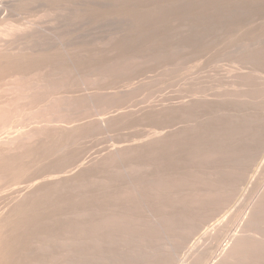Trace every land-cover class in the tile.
Segmentation results:
<instances>
[{
	"label": "bare ground",
	"instance_id": "obj_1",
	"mask_svg": "<svg viewBox=\"0 0 264 264\" xmlns=\"http://www.w3.org/2000/svg\"><path fill=\"white\" fill-rule=\"evenodd\" d=\"M54 2L72 10L78 22H119L125 27L119 37L71 58L68 70L54 76L59 85H75L87 77L106 82L132 78L152 67H177L184 60L203 58L213 94L191 97L163 94L157 103L146 108L113 111L108 116L79 124L73 122L74 125L69 123V126L56 124L48 129L45 125V130L40 127L29 130L28 126L26 132L19 134L18 131L10 133V129L4 132L7 128L2 125L7 121L3 120L11 122V116L18 113L24 121L26 116L22 117L21 110L23 113L33 102L42 100L47 106L43 104V107L61 112L63 117L67 116L64 111L78 113L92 102L128 97L130 92L127 89L114 93L104 91L102 95L84 94L79 99L53 100L46 93L52 83L46 85L40 81L35 87L33 80L30 83L36 90L33 88L35 92L32 91L31 97L28 92L22 93L25 100L23 96L20 100L24 102L15 97L19 103L14 102L8 94V97L3 96L8 100L12 98L13 102L6 106L5 99L6 107H0V122H4L0 123L3 128V131L0 129L3 132H0V264H111L116 257L128 264H135V261L136 264L141 261L142 264H165V260L173 264L176 260H168L169 252L175 250L180 254L179 250L184 249L193 250L189 252L192 259L188 264L198 261L203 264H264V243L258 239L260 237L228 235L229 226L226 225V233L223 229L225 217L218 222L220 213H214L217 207L230 204L234 198L252 193L256 184L259 185L257 207L264 213V178L261 176L264 173L260 171L259 174L264 162L257 161L264 154V0H184L182 5L179 0ZM43 3L44 0H0V18L22 7ZM0 47L2 52L19 50L6 42ZM5 59L0 58V80L7 81L4 76L14 75L23 65L17 69V65L12 67ZM222 61L235 66L220 65ZM228 67H234L235 71ZM37 71L36 74L40 72ZM22 85L31 91L30 85ZM56 85H51L53 91ZM236 86L243 87V91L235 89ZM49 91L52 90L49 88ZM49 112L50 118L57 116ZM27 115L29 119L33 117V114ZM134 125L143 126V129L123 142L100 148L79 146L84 139L106 128ZM49 195H58V199H49ZM211 211L217 215V221L206 227ZM256 214L260 219L256 220L261 223L262 213ZM246 218V221L242 219L244 228L250 226L246 224L245 227V223L253 219ZM85 219L93 228L80 225ZM225 220L227 223V218ZM101 222L108 225L101 227ZM70 223L81 226L76 232L71 230L72 226L68 228L72 235L75 232L74 236L79 237L81 242L71 237L79 248H67L69 243L66 242V247H61L64 241L59 247L58 241L63 237L65 241L70 239L66 236L69 230L65 231ZM131 227L139 229L136 232L142 239ZM198 235L203 243L193 245L195 236L197 240L200 238ZM83 242L90 245L80 247ZM133 257L140 260H132Z\"/></svg>",
	"mask_w": 264,
	"mask_h": 264
},
{
	"label": "rangeland",
	"instance_id": "obj_2",
	"mask_svg": "<svg viewBox=\"0 0 264 264\" xmlns=\"http://www.w3.org/2000/svg\"><path fill=\"white\" fill-rule=\"evenodd\" d=\"M63 2H70V0H63ZM179 2H180L181 5L185 3L184 0H179ZM12 13H14V14H12ZM12 13L6 15V17L3 16L2 18H0V34H1L0 35V44H2V42L14 44L16 49L17 48L19 49L18 51L14 50L15 53L17 52L18 54L17 53H16L17 55L14 54V51H10V53H12V55L9 53V51L2 52L3 49H1V47H0V54L2 53L0 58H2V57L6 58L5 59L6 62L8 64H10V66H12V67L17 65L16 66L17 69H20L22 67L21 65H23L22 68H24V67H26V68H24L23 70L21 68L20 69L21 72L18 70V72L15 73L14 75H12L13 73L12 74L10 73L14 79L8 73V74H6L8 77L6 75L4 76L5 77L4 79L6 80V78H7V81H4L3 79L0 80V84H1L0 86H3V87H0V96H2V97L3 96H6V97L9 96L8 98H10L12 96L14 102L17 101L16 99H18L19 102L22 99L25 100V98H24L22 93H27L28 92L27 95L29 97H31V94L33 92H35V90H36L35 89V87H37L36 85H38L40 81L43 82L46 85L52 83L51 85L55 86L56 85L55 83H57V81L54 79L55 78L54 76L56 74L61 75V73L63 71H67L68 70V67H69V65L72 62V61H70L71 58H74L76 56H79L80 54L89 52L92 49H94L95 47L101 46L103 44V42H105V41H107L109 39L119 37V33L125 29V27L121 26L119 22L118 23H113V24H110V23L97 24V22H92V23H81V22H78L74 18V15H73L74 13H72V10H67L65 8V6H63L61 3L60 4H56L54 2V0H44V3L41 4V5H34L32 7H22L19 10H17L16 12L14 11ZM9 27L10 28L12 27L13 29L11 28V30H10ZM2 31H4L5 33L2 32ZM3 34H5L7 36L5 37V35H4V37H3ZM5 40H7V41H5ZM20 54H21L22 58H21V56H18ZM23 54H25V56ZM7 55L10 58L7 57ZM27 55L31 56L32 59L30 60L31 57L29 58V57H27ZM13 56H14V58H13ZM33 56H34V58L36 57V59H34ZM40 56H41V58H40ZM37 57H39V58H37ZM16 58H18V59H16ZM49 58H50V60H49ZM53 58H54L55 61L53 60ZM8 59H9V61H8ZM21 59H23L24 61L21 60ZM33 59H34V61H33ZM12 60H13V62H12ZM37 60H39V61H37ZM44 60H47L48 64H46V61H44ZM10 61L12 63H10ZM41 61L43 62V64L40 63ZM34 62H36V63H34ZM38 63L40 64V66H39ZM224 63H225V65H227L228 62L222 61L220 63V65H222V64L224 65ZM28 64H29V67H28ZM36 64H37V66H36ZM228 64H232V63H228ZM43 65L45 66V68H44ZM47 65H48V67H47ZM233 65L235 66L234 63L232 64V66ZM40 67H42V68H40ZM28 68H30V70ZM38 68H40V70ZM228 68L230 70H234L235 69L234 67H232L233 69L230 68V67H228ZM26 69H28V70H26ZM43 69H45V70H43ZM37 70L40 71V72H38ZM24 71L27 72V73H24ZM29 71H32V73L30 74ZM36 71L38 72V74H36ZM145 71L141 73L142 75L141 74L137 75L138 77L137 76L132 77V78L122 77L123 79L122 78H118L119 80L118 79H115V80H112V81L108 80L107 82H106V80L105 81H102V80L99 81V79H96V78H93V77L92 78H88L87 77V79L82 78V79L79 80V82L77 84L71 85V86H62V85H59L57 83L56 87L53 86L54 91H53V89H51L52 87L50 85L49 88L52 91H49V88H47V92L46 93H48V97L53 99V100L54 99L61 100L62 98H69V99L70 98L71 99H75V98L77 99L78 98L79 99L84 94L85 95H90V94H92V95H99V94L102 95L103 93L105 94V92L106 93H108V92L111 93V91H112L114 93V92H117L119 90H126V89L130 93H129L128 97L126 96V97H119V98H115V99L113 98L112 101L110 99L107 102H105V101L92 102L90 105H88L89 107L87 106L86 109H84L85 111L82 110L81 112H78V113L76 112L78 115L76 113H74V112H70V114H69V113H66L67 111H64V114H67V116L63 115V117L61 116L63 114L61 112H55V111L50 110L49 108L46 109V107H47L46 104L43 103L44 101L40 100L41 102L40 101H36V102H40L39 105H38V103L33 102L34 106L31 104L33 106V108L31 107V105H29V107H31V108L26 107L23 110L24 111L23 113H22V110H21L20 114H23V116L21 115L22 117L26 116L24 121L25 122L27 121V123H26L27 125L24 124V121H22L24 118L22 119L21 117H18V115H19L18 113L15 114V115L18 114L17 117H15V115H14V116H11V118H10V119L13 118V120L11 121L13 124H11L9 119L3 120L4 122H6V121L8 122V124H7V122L5 123V124H7L5 127H4L5 124H4V122L2 120H1L0 123L4 124V125H2L3 128H7L6 130H4V132H6V131H8V129H10V131H9L10 133L14 134V132L17 133V131H18V134H19L20 131L26 132L29 127H31V128H29V130L30 129L33 130V129H36V128H39V127L41 128V129L39 128L40 130H45L44 128L46 126L48 127V129H49V127H51V128L53 126L56 127V124H57V126H69V123L71 125H74V123L75 124H79L81 122L83 123L85 121H89V119L93 120V119H97V117L101 118V116L102 117L108 116V115H110L111 112H112L111 114H113L114 112H118V111H125V110L126 111L127 110L128 111H135V110H138V109L146 108V107H148V106H150L152 104L157 103V101L159 100L160 96L163 95V94H166L165 96L175 95L177 97L178 96L179 97L180 96H190L191 97V96H194V95L206 96V95H212L213 94L212 93L213 90L211 89L212 84H211V82H208V78H207V76H208V68H207L206 64L204 63L203 58L202 59H198L197 61L184 60L177 67L162 65V66L152 67L151 69H147ZM25 74L27 76H25ZM32 74H34V76ZM21 75L24 76V77H22ZM29 75H31V76L29 78H27ZM9 77H10V79L8 81ZM31 77H32V79H31ZM139 77H141V78H139ZM24 79L26 80L25 82L22 81ZM51 79H53L54 81L52 82ZM127 79H129V80H127ZM134 79H135V81H134ZM14 80L15 81L18 80V81L15 82ZM33 80L35 82L34 83L35 87H32L33 84L31 85V83H33ZM2 82H4V83H2ZM22 82L24 83L25 86H29L30 85L31 91H29L30 90L29 87H24L22 85L23 84ZM137 82L141 86L139 88L135 89L136 88L135 85L138 86ZM7 83H10V84L8 85ZM198 83H201V84L198 85ZM16 84H18V87H19L17 89L15 88V87H17ZM13 86H14V88H13ZM123 87H126V88L122 89ZM214 87H215V90L218 89L217 86H214ZM24 88H25L26 91L23 90ZM234 88L235 89H240L241 88L240 90H242L243 87H239L238 88L236 86ZM20 89L23 92H21ZM18 91L21 92L20 95H19ZM50 92H51V94H50ZM7 94H8V96H7ZM9 94H11V95H9ZM16 94L19 95L18 98L16 97ZM24 95L27 98L26 94H24ZM21 96H23L22 99H21ZM2 97H0V100L2 101V102L0 101L2 103V104L0 103L1 104L0 107L2 105H3L2 107L9 106V105H11V102H13L11 100L12 98L10 99L11 100L10 101V100H8V98H6V97L2 98ZM5 99L7 100L8 103L5 102L6 101ZM249 99L250 98H248V100ZM250 100H252V99H250ZM3 102H5L4 103L5 105L6 104L7 105L5 106L3 104ZM17 102L14 103V104L17 105ZM22 102H24V101H21V103ZM21 103L19 104L20 106H21ZM29 103H32V102H28V104ZM35 103H36L37 106H35ZM14 104L12 103V105H14ZM43 104L46 107H43ZM26 106H28V105H26ZM27 108H29V110ZM44 108L46 109V111L44 110ZM27 110L29 111V113H28ZM47 110L53 112V115L54 114L57 115V116H54V117L57 118L58 120L57 119L55 120L54 117L50 118V117H52V114L49 112V114H50V116H49ZM42 111L44 112V114L42 113ZM26 112H27V114H30V115L33 114V117L31 116V118L29 119L30 116L28 117L27 114L24 115V113H26ZM30 112H32V114ZM37 112H39L38 113L39 115L37 114V116H36L35 113H37ZM57 113H60V115L57 114ZM43 115L45 117H47V118H45ZM41 116H43L44 118L41 117ZM60 116L62 118H64V119H62ZM40 119H41V123H44V124L41 125ZM50 119H51V121L49 122ZM20 120H21V122H20ZM35 121L39 122V123H36ZM59 121H60V123H59ZM62 121H63V123H61ZM15 122L17 124H15ZM10 124H11V126H10ZM13 125H15V126H13ZM17 125H18V127H17ZM2 127L0 126V129L3 131ZM16 127H17V129H16ZM33 127H35V128H33ZM47 127H46V129H47ZM132 127L133 126H131V128L129 126H123V127H120V128L116 127V128H111V129L110 128L109 129L106 128L105 130L103 129L104 131H99V132H97L96 135H94L92 137H89L87 139H84L83 142H81L82 144H79V146L82 145V147L83 146H88V147L100 148L102 146L111 145L113 143L117 144L118 142L119 143L121 141L123 142L125 138H127L126 140L130 139L129 135L138 133V132H140V129H143V126H141V128H140V126H138V125H136V126L134 125L135 128L134 127L132 128ZM11 128L12 129L14 128L15 130L14 129L12 130ZM1 130H0V132H2ZM259 158L260 159H258V157H257V159H258L257 161H259L260 164H262L264 162V154H263L262 158L260 156H259ZM261 166L264 168V164H262ZM263 168L261 169V167H260L259 174H261V172L264 173V169ZM261 176H263V178H264V174H261ZM261 176H259V177L261 178ZM258 190H259V185L256 184L254 186L253 191L251 190L252 193H250L249 195L244 196L242 198L238 196L237 197L238 199L237 198H234L236 200L233 199L234 201L231 199L233 202L231 200H229V201H231L230 204L232 206H230V204H228L229 203L228 202L227 203L228 206L226 204L222 205L223 209H221L222 206L221 207L220 206L217 207V210L215 208L216 211L213 210V211H215L214 213L217 214V215H218V213H220V214L218 216L217 215H213V213L211 211L209 213L210 220L207 221L208 223L205 226L208 227V224L209 225L210 224L214 225L215 224V220L217 218L220 219V218H224L225 217L222 220V221L225 222L226 221L225 219L227 218V223L225 222L226 223L225 224L223 222L224 227H225L223 229H225V233L228 230V228L226 230V227L229 226L230 229L227 231L228 235L229 234L230 235H232V234H237L238 235L239 234V235L247 236L249 234V235H252L251 236L252 238H255L254 236H256L255 239L260 237L258 239H260L262 241V243H264V241L262 240V238L264 239V235H263L264 234V225H263V223H264V213H263L262 210L260 212V210L258 208L259 204L256 202ZM56 196L58 197V195H54V196L51 195V197L49 195L48 198L49 199H56L57 198ZM252 197H254V198H252ZM250 204L251 205L253 204V205L251 206ZM224 206H227L229 208L224 207ZM255 206L256 207L258 206L257 207L258 209H256ZM249 208H252V209H249ZM218 209L221 210V211H218ZM258 210H259L260 214L262 213L263 215L262 214L260 215L257 212ZM223 211H225V213L227 215L225 213H223ZM216 212H218V213H216ZM256 213H258V214H256ZM246 214H248L249 216L251 214V216H250L251 219L252 218L254 219L255 214L257 216L258 215L262 216L263 219L261 220V223H259L260 222L259 221L260 220L259 217L255 216L254 220L252 219V220L249 221V223H245V227H246V224H249L250 226H247V228H249V227L251 228V229L250 228L247 229V228H244V225H243L244 221L243 220H245L246 216H247V218H246L247 220H249L250 217L248 219V215H246ZM230 215H231V219H230ZM216 216H217V218H216ZM211 218H212V220H211ZM213 219H214V221H213ZM256 219H259V220H256ZM229 220H230V222H229ZM232 220L234 221V223H233ZM241 220L243 221V223H242ZM84 221H82V222H84ZM198 221H200V220H198ZM198 221H197V223H198ZM219 221L221 222V219L218 220V222ZM251 221L254 222V223H251ZM256 221H258V222H256ZM255 222L257 223L258 226L254 225ZM74 224L77 227H75ZM74 224L72 226V224L70 223L69 226H66L65 229L66 228L67 229L65 231L67 232V230L71 229L70 226H72L71 230L75 231V232L78 230L77 228L80 225H83L85 228H87V227L93 228V227L90 226L91 223H88L87 220H86V222H84V224H80V225H77V223H74ZM85 224H86V226H85ZM100 224H101V227H104L105 225H108L107 222H103V223L101 222ZM252 224H253V227L255 226L254 228L251 226ZM102 225H104V226H102ZM238 225H239V228H240L241 225H243V227L241 226V228L243 230H245L244 231L245 233L242 232L243 230L241 231V228L240 229L238 228ZM127 228L129 229V226ZM131 229H132V227H131ZM132 230H135V234L137 235V237H138V234L141 237L140 233L136 232L139 229L134 228ZM237 230L241 231L242 233L238 232ZM235 231H236V233H235ZM254 231H256V233L257 232L258 233L256 234ZM262 231H263V233H261ZM69 232H70V230H69ZM69 232H67L68 234L66 236H67V238H70V239H67L68 241H65L66 237H63L64 239H61V240L58 241L60 243L57 242L59 244V247L63 243L65 245L63 244L61 247H64V246L66 247V243H69V244L71 243V245L67 244V248H69V247L72 248V249L79 248L76 242H72L71 241L72 238H74V239H72L73 241L79 240L78 239L79 237L77 238L76 236H74L75 232L73 233V235H72V232H70V233ZM249 235H248V237L251 238ZM68 236H70V237H68ZM140 237L138 239H140ZM197 238L198 237L195 236L194 241H192L193 245H196L197 242L199 244L203 243V238L200 237L201 239L200 238L198 239L200 242L197 240ZM141 239H142V237H141ZM77 242H81V241L79 240ZM58 244H57V247H58ZM72 244H75L77 247L75 245H72ZM78 244H80V243H78ZM82 244L84 246L90 245V244H87V243H85L86 244L85 245L84 242H83V243H81L80 247H82ZM170 248L171 247H169L168 249L170 250ZM171 251H172V253H171ZM171 251L169 252L170 255L168 257V260L170 259L171 261L170 260L169 261L172 262V260L175 259L177 263L175 262L173 264H184V263L188 264L190 262V260L192 259V258L190 259V256H189L190 253L189 252L193 251V250H189V249L179 250L181 255L177 254V252H175V250L174 251L171 250ZM150 252H149V255H151L153 253V252H151V253ZM173 254H175V255H173ZM191 254H193V252H191ZM141 255H142V253H141ZM172 256H173V259H172ZM137 257H136V259L139 261L140 259H138ZM185 257H187L189 260L186 259ZM116 259H117V257H116ZM116 259H114L115 261H112L114 264H117L116 262H118V264H123L125 262L123 259L122 260H118V259H121V257H119L117 260ZM133 259L136 260L135 257H133L132 260ZM186 260H188V262ZM119 261H122V262L119 263ZM112 262H111V264H113ZM141 262L139 264H142ZM164 262L168 263L167 260H165ZM136 263H137V261H135V264ZM124 264H128V263L126 262ZM168 264H170V263H168ZM196 264H203V262L200 263L198 261Z\"/></svg>",
	"mask_w": 264,
	"mask_h": 264
}]
</instances>
